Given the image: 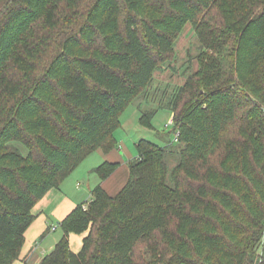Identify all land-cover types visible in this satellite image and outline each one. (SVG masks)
<instances>
[{"label":"trees","instance_id":"obj_1","mask_svg":"<svg viewBox=\"0 0 264 264\" xmlns=\"http://www.w3.org/2000/svg\"><path fill=\"white\" fill-rule=\"evenodd\" d=\"M187 23L202 52L170 97L178 141L139 139L124 186L97 185L39 264H264V0H0V264L48 191L117 147Z\"/></svg>","mask_w":264,"mask_h":264},{"label":"rangeland","instance_id":"obj_2","mask_svg":"<svg viewBox=\"0 0 264 264\" xmlns=\"http://www.w3.org/2000/svg\"><path fill=\"white\" fill-rule=\"evenodd\" d=\"M201 44L191 23H187L175 44V58L171 64L164 65L153 74V80L147 91L137 98L133 104L129 105L121 116V125L116 131L118 143L123 145L124 141L129 149L137 154L136 142L141 139H148L160 145H165L167 141H174L175 132L170 120L173 117L172 111L168 108L170 97L174 90L183 85L189 75L199 67V56L201 54ZM155 111L152 117V127H147L141 122L143 112ZM173 152L168 155L169 165L174 166L178 162V149L173 148ZM217 165V157H213ZM102 160L96 152L88 156L71 174L65 182L75 186L80 183V193L77 199L84 201L88 199L89 187L87 177L90 170L100 165ZM78 177V178H77ZM71 178V179H70ZM85 181V183H83ZM77 200V201H78ZM54 221H57L53 217ZM57 224V223H56ZM59 226V225H56ZM49 240L62 236V229L49 231Z\"/></svg>","mask_w":264,"mask_h":264},{"label":"crops","instance_id":"obj_3","mask_svg":"<svg viewBox=\"0 0 264 264\" xmlns=\"http://www.w3.org/2000/svg\"><path fill=\"white\" fill-rule=\"evenodd\" d=\"M123 145L119 144L109 153H104L97 150L103 161L118 162L119 167L105 180H101L97 173L94 172V167L90 170L87 177V184L91 187L88 191L87 198L84 201L77 199V194L80 193V183L76 186H70L65 182L71 175L61 184L59 188L49 190L34 206L33 213L35 218L25 232V243L23 245L20 256L13 264H39L46 254L50 253L58 240L61 238L49 240V231L56 227L59 228L60 222L78 205L87 203L92 198V190L99 184L111 195H115L124 186L129 178L128 161L138 156L134 151L129 149L127 144L122 141ZM137 143V142H136ZM137 150V148H136ZM101 162V163H102ZM99 166V165H98ZM73 174V173H72ZM78 178V177H77ZM71 179V178H70ZM85 183V181L83 182ZM78 200V201H77ZM53 217L57 220L54 221ZM57 223V224H56ZM59 225V226H56ZM87 232L74 233L69 235L70 246L74 252H79L83 246V240Z\"/></svg>","mask_w":264,"mask_h":264},{"label":"built area","instance_id":"obj_4","mask_svg":"<svg viewBox=\"0 0 264 264\" xmlns=\"http://www.w3.org/2000/svg\"><path fill=\"white\" fill-rule=\"evenodd\" d=\"M170 123H171V124L173 123V119L170 120ZM178 138H179V132L177 131V132L175 133L174 141L177 142V141H178ZM53 229H56V227H54Z\"/></svg>","mask_w":264,"mask_h":264}]
</instances>
